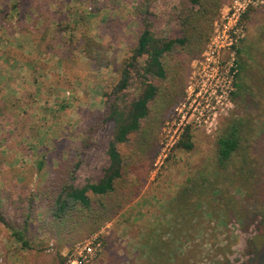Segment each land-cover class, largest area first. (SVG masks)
Listing matches in <instances>:
<instances>
[{"label":"rangeland","instance_id":"1","mask_svg":"<svg viewBox=\"0 0 264 264\" xmlns=\"http://www.w3.org/2000/svg\"><path fill=\"white\" fill-rule=\"evenodd\" d=\"M233 8H245L238 22ZM197 10L188 0H0V264H70L89 239L99 245L90 264H264V42L251 49L264 40V0H224L195 38ZM146 23L159 38L193 40L171 75L179 98L166 112L154 105L126 147L115 200L136 187L131 202L97 230L59 229L48 198L103 177L107 104ZM89 37L99 56L87 55ZM231 65L248 87L236 99L235 85L219 95ZM139 94L135 77L122 97ZM234 125L241 147L222 169L217 142ZM188 134L190 151L179 147Z\"/></svg>","mask_w":264,"mask_h":264},{"label":"trees","instance_id":"2","mask_svg":"<svg viewBox=\"0 0 264 264\" xmlns=\"http://www.w3.org/2000/svg\"><path fill=\"white\" fill-rule=\"evenodd\" d=\"M223 1L188 0L192 6L198 7L197 12L193 15V20L196 23L195 38L197 35L203 36L200 33L202 22L211 24ZM148 8L149 5L146 4L142 12L143 21L145 22ZM192 41L190 36L159 38L155 36L148 23H146L137 45L120 70V79L114 87L107 104V118L113 124V134L107 150L108 167L97 183H87L82 187L62 183L52 190V195L48 198L50 204L48 205L47 215L52 225L57 226L59 229L62 227L77 229L85 225H91L94 231L99 229L102 223L113 219L121 208L131 202L132 198H129V195L133 191H137L136 187L131 188L125 194V198L115 200L117 193H124L121 190L123 189L126 173L128 174L130 159L125 152L126 147L130 145L133 139L140 136V134H144V125L149 119L154 105H160L161 111L166 112L177 102L179 90L174 85L175 77L171 75L175 72L178 73L179 58L185 52H188ZM263 42L264 40L261 41L259 47L252 46L251 49L261 51L260 46ZM85 44L89 57L101 54V46L92 38H87ZM261 52L263 55L264 48ZM239 54L241 56L246 54L249 59L253 60L251 50L248 52L240 50ZM175 61L176 63H174ZM181 67L179 66V68ZM135 77L139 80L140 94L136 99L128 102L123 99L122 94L130 88L131 81ZM258 80L264 86V77ZM243 81L238 77V81L235 83L237 89V92L233 94L235 99L240 94H244L248 88ZM249 86H254V84ZM241 140L240 127L236 125L232 126L229 132L218 139L217 160L222 169L233 160L239 151ZM179 147L186 151L193 149L194 144L190 134L184 138ZM241 173L246 174L247 172L243 168ZM261 193L264 195V185H262ZM174 237H177V235L174 234ZM165 243L171 244L172 242ZM161 244L163 246L164 242L160 241L158 245ZM152 250L156 254L159 248L153 247Z\"/></svg>","mask_w":264,"mask_h":264},{"label":"built area","instance_id":"3","mask_svg":"<svg viewBox=\"0 0 264 264\" xmlns=\"http://www.w3.org/2000/svg\"><path fill=\"white\" fill-rule=\"evenodd\" d=\"M234 12L232 13V17H236V22H238L241 14L244 12L245 8H243L242 12L241 10H238L236 8H233ZM232 33L228 34V38L230 40V45H232L233 40L235 37L239 36V29L237 27V24H235L233 27L230 28ZM225 35V33H224ZM223 35V37H224ZM217 38H220V36H218ZM216 38V40H217ZM216 49H218V52L221 50V48H223L224 46H220L219 44H215ZM235 70H234V66H230V68L225 72L224 74V86H222V88L220 89V96L224 97V96H229L232 91L234 90V79H235ZM95 240L93 239H89L88 241H86L85 243L79 244L78 246H76L75 251H74V258L73 260L70 262V264H90L94 258L97 255L98 252V247L99 245L95 244L94 242Z\"/></svg>","mask_w":264,"mask_h":264}]
</instances>
